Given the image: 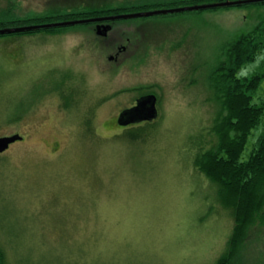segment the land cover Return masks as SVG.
<instances>
[{
    "label": "rangeland",
    "instance_id": "1",
    "mask_svg": "<svg viewBox=\"0 0 264 264\" xmlns=\"http://www.w3.org/2000/svg\"><path fill=\"white\" fill-rule=\"evenodd\" d=\"M60 3L0 0V11L45 15ZM263 13L264 5H249L119 21L135 51L124 64L108 59L114 52L87 26L0 36V136L24 137L0 155L7 264H215L234 221L194 162L215 138L208 74L221 46ZM257 71L264 49L239 75ZM121 85L156 92L158 118L130 129L106 124L129 101ZM255 95L264 98V82ZM263 132L264 117L242 159ZM243 259L264 264V235Z\"/></svg>",
    "mask_w": 264,
    "mask_h": 264
},
{
    "label": "trees",
    "instance_id": "2",
    "mask_svg": "<svg viewBox=\"0 0 264 264\" xmlns=\"http://www.w3.org/2000/svg\"><path fill=\"white\" fill-rule=\"evenodd\" d=\"M168 1L172 7L201 2V0ZM217 1L224 0L203 2ZM249 5H264V1L232 7ZM135 6L141 5L106 11L61 9L45 15L25 17L14 15L10 8L0 11V28L88 18L102 13L129 12ZM146 9L147 7L140 8ZM87 25L88 23L74 26ZM74 26L44 28L0 36L59 33ZM263 49L264 13L253 29L238 34L221 46L208 74L212 99L217 104L216 116L211 127L215 138L211 147L197 153L194 162L200 172L218 185L222 201L231 210L234 221L226 248L215 264H244V250L248 244L255 239H261L264 235V132L257 137L248 158L242 159L249 137L264 117V98L255 95L264 82V71L254 72L250 76L239 75L240 69L257 59ZM0 264H7L6 252L1 245Z\"/></svg>",
    "mask_w": 264,
    "mask_h": 264
},
{
    "label": "water",
    "instance_id": "3",
    "mask_svg": "<svg viewBox=\"0 0 264 264\" xmlns=\"http://www.w3.org/2000/svg\"><path fill=\"white\" fill-rule=\"evenodd\" d=\"M263 1L264 0H224V1L208 2L202 4L171 7V8H160L154 10L121 13L106 17L77 18L72 20L54 21V22H46L40 24L5 27V28H0V34L25 32V31H31L37 29H44V28L74 26V25L90 23L94 21L128 19V18L147 17V16L174 13V12L204 10V9H212L218 7L220 8L232 7L242 4H249V3H256ZM109 28H110L109 25L98 24L97 34L107 35ZM157 117H158L157 96L155 94H148L140 97L135 106L126 109L121 113L119 117V124L126 125L131 122L153 120L156 119ZM23 139L24 137L19 133L0 136V153L7 151L13 143L17 141H21Z\"/></svg>",
    "mask_w": 264,
    "mask_h": 264
},
{
    "label": "flooded vegetation",
    "instance_id": "4",
    "mask_svg": "<svg viewBox=\"0 0 264 264\" xmlns=\"http://www.w3.org/2000/svg\"><path fill=\"white\" fill-rule=\"evenodd\" d=\"M61 2L60 5L62 9L66 10H88V11H106L110 9H116V8H122L126 6H134V5H150L154 2H159L163 0H134V1H127L119 4H113L109 3V0H89V2H76L77 0H57ZM168 1V0H166ZM178 7V6H177ZM171 8V7H170ZM160 9V8H159ZM146 11V10H142ZM121 13H130V12H120V13H102L98 15H93L91 17H106V16H111L115 14H121ZM88 17V18H91ZM132 18L128 19H116V20H103V21H94L88 23L87 27L91 29L92 32L95 33V36L100 39L101 41H105L106 48L111 49L114 53L108 54V59L111 60H116L118 62H121L122 64L125 63L127 58H131L132 55L135 54V51H131L130 47L131 44L133 43V38L129 34L130 32H124L123 29H117L115 28V25L119 21H128ZM98 24H103V25H109L110 28L108 30L107 35H99L97 34V25ZM134 34V33H133ZM136 39V38H135ZM184 48V47H181ZM137 68V67H136ZM120 86V90H118V94H120V91L124 93H127L130 95L129 101L124 103L122 106L118 107L116 110L115 114L105 122L106 124H111L113 128H120V129H130L142 124L146 123H151L155 121L156 119L153 120H143L139 122H131L126 125H121L119 124V117L121 113L129 108H132L137 104V101L140 97L148 94H155L157 96V107H158V116L160 115L159 111V96L156 92H153L151 90H138L136 87L135 88H127ZM118 94H114L115 96ZM113 95V96H114ZM114 96V97H115ZM109 97V95H108Z\"/></svg>",
    "mask_w": 264,
    "mask_h": 264
}]
</instances>
